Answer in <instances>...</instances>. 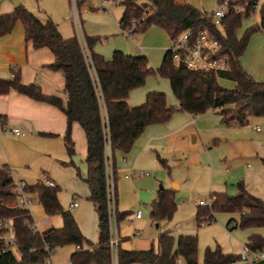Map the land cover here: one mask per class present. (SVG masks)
I'll return each instance as SVG.
<instances>
[{
	"label": "trees",
	"instance_id": "trees-1",
	"mask_svg": "<svg viewBox=\"0 0 264 264\" xmlns=\"http://www.w3.org/2000/svg\"><path fill=\"white\" fill-rule=\"evenodd\" d=\"M83 1L77 0V5ZM215 1L217 4L228 3L229 6L223 28L214 25L209 13L192 5L183 10L175 9L176 0H115L114 3L124 8L120 28L128 38L136 37L152 26L164 28L172 40L190 27L195 31H210L221 43V55L230 61V71H195L186 66L176 68L171 49L165 52L159 68L152 67L146 56H133L122 51H115L112 58L107 60L92 51V46L100 40L93 37L85 39L90 56L87 59L76 37L64 39L51 20L41 21L22 6L0 17V37L7 34L16 21H20L25 40L34 49H48L54 57L50 68L63 73L67 96L65 107L55 97H42L35 85H20L17 71H11V79H0V95L14 89L34 101L55 106L64 113L66 130L63 139L69 160L65 163L67 165L74 166L71 125L76 123L80 126L86 140V173L81 179L88 187L89 201L95 205L99 230L97 242L87 240L72 213L59 204L58 188L48 187L40 181L32 186L26 185L24 191L36 196L47 216H61L62 226L39 232L28 208L18 205L11 188L13 179L10 169L0 166V251L2 235L10 233L16 240L15 245L0 252V264H44L51 260L57 248L64 246L75 247L69 264H114L112 220L115 218L119 224L132 213L120 212L116 208V201L113 209L109 202L108 146L111 148L112 161L116 153L126 155L149 126L165 124L179 112L197 116L213 111L226 128H244L250 125L253 118L264 117V82L255 80L241 64L251 37L264 32V4L260 5L258 0ZM238 6H243L244 10L236 12ZM257 13L261 18L260 24L253 25L239 37L243 22ZM151 78L169 83L176 105H171L168 95L161 91L150 92L139 106L129 105L130 94L144 87ZM222 80L233 82L234 88H224ZM210 199L211 205L200 207L197 212V227L214 223L216 216L221 213L239 215V220L230 219V230L251 231L246 244L254 251L264 250L263 199L250 193L243 182L238 184L236 195L213 192ZM150 207V218L156 226L162 221L172 220L177 209L175 192L170 189L159 190ZM232 222L236 226L231 227ZM198 243L197 236H179L176 240L171 233H164L159 238L158 251L154 248L129 251L118 246L117 262L234 264L238 259V255L226 254L217 246L215 249L208 248L200 263Z\"/></svg>",
	"mask_w": 264,
	"mask_h": 264
},
{
	"label": "crops",
	"instance_id": "crops-1",
	"mask_svg": "<svg viewBox=\"0 0 264 264\" xmlns=\"http://www.w3.org/2000/svg\"><path fill=\"white\" fill-rule=\"evenodd\" d=\"M16 1L17 5L13 0H0V17L11 14L17 7L22 6L41 21L51 20L64 39L76 37L81 47H84L86 38H99L100 40L92 46V51L107 60L112 58L115 51H122L133 56H146L150 65L158 68L165 52L173 46L172 38L159 26H152L136 37H125L120 28L124 8L116 3L103 5V0H84L77 9L81 23V37L78 38L71 0ZM258 1L260 5L264 4V0ZM188 5L191 4L185 0H176L175 9L183 10ZM260 21L259 13L253 19L244 21L238 36H243L246 30L260 24ZM53 61L54 57L48 49H34L31 43L25 40L24 28L20 21H16L11 30L0 37V79H11V71H17L20 85H35L42 97H55L62 107H65V79L61 71L50 68ZM241 64L255 80L264 82V32L251 37L241 58ZM156 82L149 79L144 87L133 91L128 99L129 105L139 106L145 102L150 92L159 91ZM167 84L169 85L168 82ZM167 93L169 103L176 105L170 85ZM103 111L105 113V109ZM13 129H17L19 134L11 132ZM238 129L242 128L224 127L220 117L213 111L197 116L179 112L165 124L149 126L126 155L116 153L112 164L118 210V182L122 176L125 181L131 183L136 180H148L151 178L150 173L158 177L149 179L147 188H137L136 184H133L138 203L132 207V211L119 210L132 214L119 224L116 222L118 246L129 251H147L151 248L158 251L159 238L164 233L153 240L143 238L142 227H133L132 223L143 219L144 209L151 206L159 190L170 189L175 193H183V189L188 188L186 184L194 183L201 184L204 191H209V197L213 192L228 193V182L222 180L230 173L225 144L229 143V137L233 138L239 133L236 131ZM65 130L66 118L59 108L34 101L14 89L0 95V166L10 169L15 182L32 186L40 181H52L58 188L57 199L64 209L69 210L71 203H77V206L69 211L84 237L95 243L99 238L98 214L95 205L88 199V187L81 179L86 173L85 136L78 124L71 125L75 150L72 158L74 166L67 165L65 163L69 160L63 139ZM256 131L261 132L258 128ZM107 151L108 155H111L110 146ZM142 172L145 175H141ZM159 183L161 184L158 187ZM30 200L28 210L39 232L61 228V216H47L35 195L30 194ZM195 206L200 208L196 203ZM137 207L142 211L140 219L134 218ZM151 221L155 225L152 219ZM229 221L224 223L225 225L217 224L216 216V221L209 225L197 227L196 222L194 227L180 236L198 237L200 263L204 260L205 251L217 246L226 254L239 255L243 244L230 230ZM159 226L160 224L155 225L156 228ZM137 232L139 235L135 236ZM74 251L73 246L57 248L51 260L44 264H69V258ZM116 257L117 255L114 256V261Z\"/></svg>",
	"mask_w": 264,
	"mask_h": 264
},
{
	"label": "rangeland",
	"instance_id": "rangeland-1",
	"mask_svg": "<svg viewBox=\"0 0 264 264\" xmlns=\"http://www.w3.org/2000/svg\"><path fill=\"white\" fill-rule=\"evenodd\" d=\"M185 1L195 8L207 13H211L217 8V2L215 0ZM253 18L254 16L251 19ZM150 80L157 81L156 83L159 91L167 93V89L169 88L167 81L158 78H151ZM221 85L227 89H233L235 86L233 82L227 80H222ZM256 128L260 129L261 132H257ZM236 131L239 133L233 138L229 137L231 142L229 141V143L225 144L228 156L227 166L230 169V173L224 176L222 180L225 179L228 182L229 195H236L238 193V184L243 182L250 193L264 200V117L253 118L249 126ZM248 165H250V167ZM150 174L151 178H148V180H136L134 183L125 181L123 176L119 179L120 211L133 210L132 207L138 203V196L134 194L135 189L133 184H136L137 188L149 187L147 186L148 184H146L150 181L149 179L153 180V177L158 179L155 174ZM160 184L161 183L158 184V187ZM186 185H188V188H184L183 193H175L177 209L172 220L162 221L159 228H156L155 225L152 224L150 207L148 206L144 209L143 219L139 222L132 223L133 227H142L143 238L153 240L161 233L170 232L175 239L178 240L179 236L182 235L184 231L196 225V217L199 209L195 206V203L208 200L210 198L209 191H204L201 188V184L188 183ZM232 218L239 220V215L218 214L217 224L225 225L224 223H227V221ZM112 227L115 232V218L112 220ZM121 228H123V225H121ZM233 232L234 236H236L237 240L242 244L247 243L248 237L251 234V231L242 229H237ZM114 264H118L117 257L115 258Z\"/></svg>",
	"mask_w": 264,
	"mask_h": 264
},
{
	"label": "built area",
	"instance_id": "built-area-1",
	"mask_svg": "<svg viewBox=\"0 0 264 264\" xmlns=\"http://www.w3.org/2000/svg\"><path fill=\"white\" fill-rule=\"evenodd\" d=\"M103 5L107 3H114L115 0H103ZM71 6L73 8V15L75 17V27L77 31L78 38L81 37V23L78 18V5L77 0H71ZM259 7V5L257 6ZM244 10L243 6H238L236 12H242ZM229 13L228 3L217 4V8L209 13L212 18L214 25L218 28H223V21L226 19ZM131 38V37H130ZM87 59H90L88 50L86 48V43L84 41V47H82ZM221 43L219 40L208 30L195 31L193 27L186 29L181 35L173 39V46L171 50L174 52V64L176 68L181 66H186L191 70H204V71H230L231 64L228 58L221 55ZM11 132L19 134L17 129H13ZM110 161L107 163V188H108V199L111 207L115 208L116 192H115V181L114 172L112 167L111 155H108ZM145 175V173H141ZM128 178L130 177L127 176ZM44 184L48 187L54 188L55 184L52 181L44 180ZM26 184L23 182L13 181L11 188L15 194L18 205L21 207H26L31 203L30 194L24 191ZM211 199L204 201H198L197 206L207 207L211 205ZM114 205V206H113ZM77 206V203H71L69 205V210H73ZM142 216V211L139 207L136 208L134 212V218L140 219ZM231 227L236 226L235 222L230 224ZM137 232L135 236H138ZM2 250L4 252L8 250L11 246L16 244V240L13 236L8 233L2 235ZM119 245V238L117 235V230L112 232L111 247L113 249L114 256L117 255ZM264 263V250L254 251L250 249L247 244H243L238 255V259L234 264H259Z\"/></svg>",
	"mask_w": 264,
	"mask_h": 264
},
{
	"label": "water",
	"instance_id": "water-1",
	"mask_svg": "<svg viewBox=\"0 0 264 264\" xmlns=\"http://www.w3.org/2000/svg\"><path fill=\"white\" fill-rule=\"evenodd\" d=\"M13 3H14L15 5H17V4H18V2H17L16 0H13Z\"/></svg>",
	"mask_w": 264,
	"mask_h": 264
}]
</instances>
